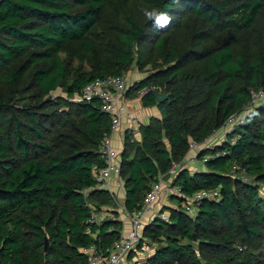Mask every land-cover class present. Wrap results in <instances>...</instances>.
<instances>
[{
	"label": "trees",
	"instance_id": "obj_1",
	"mask_svg": "<svg viewBox=\"0 0 264 264\" xmlns=\"http://www.w3.org/2000/svg\"><path fill=\"white\" fill-rule=\"evenodd\" d=\"M110 1L0 0V91L9 89L6 97L0 93V264H89L82 249L105 251L119 239L117 217L89 224L88 201L117 208L109 194H83L105 164L100 148L111 133L110 118L97 99H70L96 79L124 77L135 63L145 69L152 64L145 46L163 61L127 97L157 107L160 117L139 127L141 141L130 131L124 137L129 213L141 209L174 162H185L191 143H204L234 116L241 119L227 130L226 142L201 148L199 161L211 157L205 171L184 167L171 180L186 196L220 189L221 199L203 202L191 216L180 210L182 198L170 197L179 209L165 208L168 221L156 218L144 227V239L156 244L146 264H264V103L250 105L264 90V53L248 57L235 49L255 29L264 0H140L142 9L172 17L164 29L142 9L129 8L134 0H119L123 19L101 30ZM182 16H194L204 28L184 49L168 51V34L180 30ZM73 43L90 71L71 72L62 58ZM29 77L33 95L29 86L19 89ZM58 88L66 98L49 97ZM163 92L168 99L158 104Z\"/></svg>",
	"mask_w": 264,
	"mask_h": 264
},
{
	"label": "built area",
	"instance_id": "obj_2",
	"mask_svg": "<svg viewBox=\"0 0 264 264\" xmlns=\"http://www.w3.org/2000/svg\"><path fill=\"white\" fill-rule=\"evenodd\" d=\"M129 86L126 83L125 76H109L106 78L96 79L89 83L82 91L81 95L70 99L74 103L91 102L97 99L101 104V110L105 112L111 121V133L104 137L101 144L100 152L104 159V166L98 170H94L93 178L95 185L92 188L85 189L83 194L85 197L93 191L107 192L110 198L118 209L128 213L131 220V227L128 232L121 233L119 239L113 244L111 248L105 251H100L95 246L82 249V253L87 255L89 264H138L135 257L130 259V255L137 248L140 238L143 234L146 223H151L156 218L162 221H168L170 217L169 210L159 209L160 202L163 198L170 199L172 196L182 198L180 210L195 216L201 204L205 201H219L221 199L220 189L201 190L191 196L184 195L177 187L172 186L169 182H164L161 177L156 182L152 189L146 194L142 207L140 210L129 213L125 208V200H122L121 193H124V180L122 179V158L121 154L117 151L114 144V135L117 134L123 125L124 115L122 113V103L126 100V95ZM148 89L140 92V95L145 94ZM264 102V90L257 91L253 94L252 105H257ZM241 121L239 116H234L230 119L227 125L215 132L209 139L202 144L191 143L189 153L198 152L200 146L213 145L214 143L226 142L227 129L236 125ZM229 127V128H227ZM221 136V137H220ZM220 137V138H218ZM224 140L221 142V139ZM220 139L219 141H215ZM212 145L209 147L211 148ZM225 155V153H222ZM219 154L212 156L218 157ZM197 157V156H196ZM211 157L206 156L200 162L205 164ZM199 161V160H198ZM186 167V162L172 164L170 174V181L178 174V172ZM244 181H249L247 177H242ZM264 189V187H263ZM90 201H88V204ZM90 206V205H89ZM179 209V206L176 208ZM155 217L153 220L152 218ZM103 219L92 211L91 218L89 219L90 225H100ZM91 230H87L90 234Z\"/></svg>",
	"mask_w": 264,
	"mask_h": 264
},
{
	"label": "rangeland",
	"instance_id": "obj_3",
	"mask_svg": "<svg viewBox=\"0 0 264 264\" xmlns=\"http://www.w3.org/2000/svg\"><path fill=\"white\" fill-rule=\"evenodd\" d=\"M214 1H218V0H214ZM127 6L133 9L134 11L135 10L139 11L144 7L143 3L140 0L128 1ZM122 19H123V12H122L119 0H111L110 4L105 9V13L103 15L102 20L100 21L101 30L109 29L113 27L114 23L118 24L121 22ZM180 20H181L179 21L181 25L180 30L178 31L175 30L168 34L170 35L168 51H170L173 48L184 49L187 46V44L191 40H193L192 35L204 28L203 24L200 21H197L194 16H188L185 20L183 19V16H182L180 17ZM244 39H245L244 42L235 48L236 52L246 54L248 57L250 56L255 57L259 55V53L261 52L264 53V13L260 15L255 29L247 33ZM137 49L139 48L137 47ZM143 51L146 53V57L151 61L152 64H150L143 70H140L136 63L135 65H133L129 73L125 75L126 83L129 86V89L132 88L138 81L145 78L149 73L152 72V70L154 69L153 68L154 63H161L163 61V57L161 56V54L153 51L150 46H145ZM62 58L66 59L70 63L71 72H75L77 69H83L84 71L91 70V66L88 63V61L85 58L84 60L82 58L81 51H80V44L78 43L70 44L67 50L62 54ZM29 82H30V77L26 78L25 81H23V83L19 84V89H23L24 87L29 86L28 92L30 95L38 93L36 90L31 88L32 84L29 85ZM128 82H130V84ZM8 92H9V89L7 87L1 88L0 93L3 96L6 97ZM49 97L52 99H57L61 97L66 98L67 93L64 91L63 88H58ZM45 98H48V96H45L44 99ZM262 103H259V104H262ZM223 140H224V137L221 139V142ZM216 144L220 145L221 143H216ZM210 145L212 144L210 143ZM210 145L200 146L197 149V151H201V148L203 147L208 148ZM116 149L121 154L123 151V145H119V147H117ZM241 177L245 178L247 176L242 175ZM261 193L262 195L264 194L263 188L261 189ZM89 205L93 209V212L99 215L101 219L104 220L105 218L113 217L112 211L113 209H115V207L110 205L111 206L110 208L102 209L97 204V202L93 200L90 201ZM48 245H49V242H48ZM155 246H156L155 243L144 239V233H143L139 241V247H137L134 251V257L138 259V264L147 263L150 255L154 253Z\"/></svg>",
	"mask_w": 264,
	"mask_h": 264
},
{
	"label": "crops",
	"instance_id": "obj_4",
	"mask_svg": "<svg viewBox=\"0 0 264 264\" xmlns=\"http://www.w3.org/2000/svg\"><path fill=\"white\" fill-rule=\"evenodd\" d=\"M130 84V82H128ZM122 113L124 115V121L123 125L121 127V130L114 135V144L117 147L119 145H124V137L126 132L130 131L134 133L136 136V139L138 141H141V135L139 134L138 130L141 125H148L151 118L153 117H160V111L157 109V107H145L141 101V99H129L126 95V100L122 103ZM229 128V127H227ZM229 130V129H227ZM221 137V136H220ZM218 137V138H220ZM220 139L215 141H219ZM198 152L190 153L186 157V168H188L191 172L196 171H205V165L202 164L200 161H198L197 156ZM195 159V160H194ZM169 184H171V181L169 180ZM122 200H125V192L121 193ZM111 206H105L101 207L102 209L110 208ZM178 207V204L175 202H172L170 199L163 198L160 202V207H158L157 213L159 212V209H168L173 208L176 209ZM113 217H110L111 219L116 218L118 221L122 222L123 225V232H128L131 227V220L128 215V213L121 211L118 208L113 209ZM116 213V214H115ZM155 217L152 218V220ZM150 223V222H149ZM149 223H146L148 225ZM151 256V255H150ZM136 262L138 259H136Z\"/></svg>",
	"mask_w": 264,
	"mask_h": 264
},
{
	"label": "clouds",
	"instance_id": "obj_5",
	"mask_svg": "<svg viewBox=\"0 0 264 264\" xmlns=\"http://www.w3.org/2000/svg\"><path fill=\"white\" fill-rule=\"evenodd\" d=\"M171 3L178 5L180 4V0H171ZM142 11L147 20L154 22V26L157 28H167L172 22V17L167 12L159 11L157 9H142Z\"/></svg>",
	"mask_w": 264,
	"mask_h": 264
},
{
	"label": "water",
	"instance_id": "obj_6",
	"mask_svg": "<svg viewBox=\"0 0 264 264\" xmlns=\"http://www.w3.org/2000/svg\"><path fill=\"white\" fill-rule=\"evenodd\" d=\"M167 99H168L167 93L163 92L161 95H158L157 102H158V104H161V103H164L165 101H167ZM170 179H171L170 173H168L167 175H165L163 177L164 182H169ZM47 249H48V240H46L45 251H47Z\"/></svg>",
	"mask_w": 264,
	"mask_h": 264
}]
</instances>
